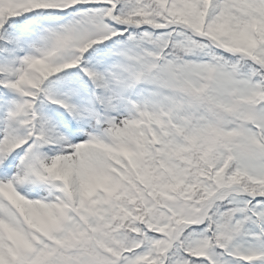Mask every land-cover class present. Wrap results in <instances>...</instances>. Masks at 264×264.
<instances>
[{
  "label": "snow or ice",
  "instance_id": "snow-or-ice-1",
  "mask_svg": "<svg viewBox=\"0 0 264 264\" xmlns=\"http://www.w3.org/2000/svg\"><path fill=\"white\" fill-rule=\"evenodd\" d=\"M0 264H264V0H0Z\"/></svg>",
  "mask_w": 264,
  "mask_h": 264
}]
</instances>
